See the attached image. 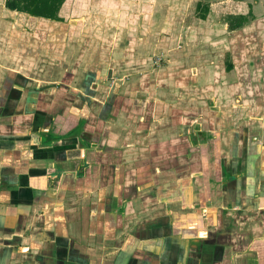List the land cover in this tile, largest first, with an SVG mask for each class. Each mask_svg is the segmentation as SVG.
I'll return each instance as SVG.
<instances>
[{
    "label": "crops",
    "instance_id": "obj_1",
    "mask_svg": "<svg viewBox=\"0 0 264 264\" xmlns=\"http://www.w3.org/2000/svg\"><path fill=\"white\" fill-rule=\"evenodd\" d=\"M201 1L0 0V264H264V15Z\"/></svg>",
    "mask_w": 264,
    "mask_h": 264
},
{
    "label": "trees",
    "instance_id": "obj_2",
    "mask_svg": "<svg viewBox=\"0 0 264 264\" xmlns=\"http://www.w3.org/2000/svg\"><path fill=\"white\" fill-rule=\"evenodd\" d=\"M66 1L67 0H6L5 5L9 10L25 13L32 17L61 21L59 12ZM198 9L201 11L202 5H200ZM206 11H208L207 7H205L203 13L205 12L206 14ZM201 18L206 19V16L201 15ZM254 19L255 17L252 12L248 15L229 16L228 18L231 30L243 27Z\"/></svg>",
    "mask_w": 264,
    "mask_h": 264
},
{
    "label": "rangeland",
    "instance_id": "obj_3",
    "mask_svg": "<svg viewBox=\"0 0 264 264\" xmlns=\"http://www.w3.org/2000/svg\"><path fill=\"white\" fill-rule=\"evenodd\" d=\"M211 1L214 2V0H211ZM247 2H249V4H251V9H252L251 12H252V14H253L254 17L258 16L257 13L260 14L259 16L264 15V0H247ZM201 3H202L201 4L202 5V9L205 10V6L207 7V4L208 3H206V0H202ZM254 6H255V10L253 9ZM198 12H201V11H198Z\"/></svg>",
    "mask_w": 264,
    "mask_h": 264
}]
</instances>
